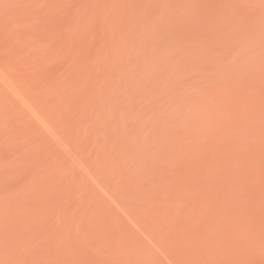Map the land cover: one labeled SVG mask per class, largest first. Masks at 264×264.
Segmentation results:
<instances>
[{"label":"rangeland","instance_id":"obj_1","mask_svg":"<svg viewBox=\"0 0 264 264\" xmlns=\"http://www.w3.org/2000/svg\"><path fill=\"white\" fill-rule=\"evenodd\" d=\"M0 264H264V0H0Z\"/></svg>","mask_w":264,"mask_h":264}]
</instances>
